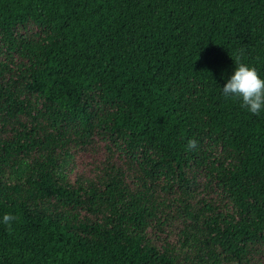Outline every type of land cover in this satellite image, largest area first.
<instances>
[{"label": "trees", "instance_id": "1", "mask_svg": "<svg viewBox=\"0 0 264 264\" xmlns=\"http://www.w3.org/2000/svg\"><path fill=\"white\" fill-rule=\"evenodd\" d=\"M237 57L264 79V0H0V264H264Z\"/></svg>", "mask_w": 264, "mask_h": 264}, {"label": "clouds", "instance_id": "2", "mask_svg": "<svg viewBox=\"0 0 264 264\" xmlns=\"http://www.w3.org/2000/svg\"><path fill=\"white\" fill-rule=\"evenodd\" d=\"M235 72L231 75L223 87V94L228 97L242 100V106L247 108L252 114H259L264 108V79H262L255 67L249 66L236 58ZM198 145L197 140L191 139L186 147L188 150L195 149ZM17 217L11 213L3 216V223L8 226L9 233L12 231V221Z\"/></svg>", "mask_w": 264, "mask_h": 264}, {"label": "rangeland", "instance_id": "3", "mask_svg": "<svg viewBox=\"0 0 264 264\" xmlns=\"http://www.w3.org/2000/svg\"><path fill=\"white\" fill-rule=\"evenodd\" d=\"M99 151V149L89 147L72 148L67 159L70 177L86 178L94 173L101 158Z\"/></svg>", "mask_w": 264, "mask_h": 264}]
</instances>
